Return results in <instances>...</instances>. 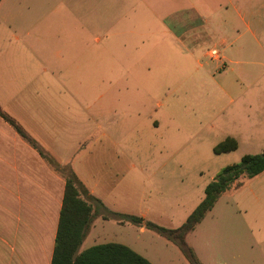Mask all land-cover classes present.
I'll use <instances>...</instances> for the list:
<instances>
[{
  "label": "rangeland",
  "instance_id": "1",
  "mask_svg": "<svg viewBox=\"0 0 264 264\" xmlns=\"http://www.w3.org/2000/svg\"><path fill=\"white\" fill-rule=\"evenodd\" d=\"M93 12L73 35L72 18ZM0 23L1 107L97 180L87 241L190 264L123 216L176 228L222 167L264 150V0H1ZM228 135L237 147L215 153ZM185 242L199 264H264V172L231 183Z\"/></svg>",
  "mask_w": 264,
  "mask_h": 264
},
{
  "label": "crops",
  "instance_id": "2",
  "mask_svg": "<svg viewBox=\"0 0 264 264\" xmlns=\"http://www.w3.org/2000/svg\"><path fill=\"white\" fill-rule=\"evenodd\" d=\"M71 21L75 27L73 35L81 33L83 36L88 34L85 29L86 25L95 26L97 23L94 12L82 19L73 17ZM6 41L9 42V37L4 31L3 24L0 23V42ZM86 52L90 54L89 46ZM218 60H221L220 56ZM36 112L40 110L36 109ZM103 135L104 132L99 134L94 143L99 141ZM73 165L79 179L87 187L89 193L94 195L97 180L94 176L91 179L92 176L85 175L76 163ZM64 185V177L54 171L37 151L0 117V264L51 263ZM34 215L37 219L31 221ZM141 217L146 216L141 214ZM27 230L38 238L35 248L31 249L29 245L26 249ZM139 230L144 231L145 226H139ZM86 234L79 251L101 243L88 242L90 230ZM22 237L24 238L23 245L21 244ZM122 244L144 256L152 264H159L143 252L131 247L127 242Z\"/></svg>",
  "mask_w": 264,
  "mask_h": 264
},
{
  "label": "trees",
  "instance_id": "3",
  "mask_svg": "<svg viewBox=\"0 0 264 264\" xmlns=\"http://www.w3.org/2000/svg\"><path fill=\"white\" fill-rule=\"evenodd\" d=\"M1 1V0H0ZM0 117L7 122L17 134L26 141L37 153L65 180L62 205L55 235L54 248L50 264H152L141 254L127 245L118 242L94 244L82 251L79 247L97 215L94 206H103L100 199L90 194L87 187L79 179L73 169H67L57 159L51 157L31 137L23 126L11 115L2 110ZM238 142L233 136H226L213 146L215 153L228 152L237 147ZM264 172V150L256 154H244L239 162L225 165L216 176L206 184L204 195L184 222L176 228H166L141 216L125 215V219L152 229L172 241L185 255L190 264H199L195 261L191 248L185 242L186 234L209 211L214 202L231 183L240 176L253 178ZM121 216V214H119ZM122 217V218H123Z\"/></svg>",
  "mask_w": 264,
  "mask_h": 264
},
{
  "label": "built area",
  "instance_id": "4",
  "mask_svg": "<svg viewBox=\"0 0 264 264\" xmlns=\"http://www.w3.org/2000/svg\"><path fill=\"white\" fill-rule=\"evenodd\" d=\"M208 55L212 58V59H219V53L216 49L212 48L209 49L208 51Z\"/></svg>",
  "mask_w": 264,
  "mask_h": 264
}]
</instances>
